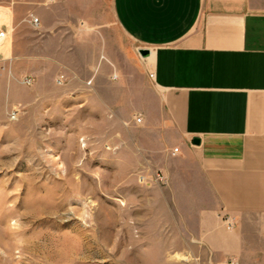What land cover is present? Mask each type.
<instances>
[{"label":"rangeland","instance_id":"374dc122","mask_svg":"<svg viewBox=\"0 0 264 264\" xmlns=\"http://www.w3.org/2000/svg\"><path fill=\"white\" fill-rule=\"evenodd\" d=\"M56 1L60 17V0H0L12 14H0V264H125L126 243L154 229L143 196L169 191L133 137L154 93L151 64L139 72L122 55L135 46L113 0H82L97 8L100 36L83 20L48 30Z\"/></svg>","mask_w":264,"mask_h":264},{"label":"crops","instance_id":"0c3cea01","mask_svg":"<svg viewBox=\"0 0 264 264\" xmlns=\"http://www.w3.org/2000/svg\"><path fill=\"white\" fill-rule=\"evenodd\" d=\"M60 3V17L57 1L44 9L48 30L83 20L101 35L97 8ZM112 12L135 46L122 55L139 72L151 64L154 93L133 137L142 168L169 189L131 211L156 219L148 240L126 243L125 264H264V0H113Z\"/></svg>","mask_w":264,"mask_h":264},{"label":"built area","instance_id":"2783aa9c","mask_svg":"<svg viewBox=\"0 0 264 264\" xmlns=\"http://www.w3.org/2000/svg\"><path fill=\"white\" fill-rule=\"evenodd\" d=\"M32 23L35 27H39L41 25L39 18H33ZM9 37V34L3 30H0V48L5 44L7 38ZM151 77L153 78L154 75L152 74ZM113 79H118V75L114 74ZM137 123L141 124L143 123V117H138L136 119ZM179 149H175V153H178ZM153 180L155 183L159 184H167V179L165 175L162 172H157L155 176L153 177ZM222 218L223 224L226 227L227 230L233 231L236 228V219L233 216L225 215Z\"/></svg>","mask_w":264,"mask_h":264},{"label":"water","instance_id":"95a60500","mask_svg":"<svg viewBox=\"0 0 264 264\" xmlns=\"http://www.w3.org/2000/svg\"><path fill=\"white\" fill-rule=\"evenodd\" d=\"M141 55H142L143 57H148V56L150 55V52L147 51V50H143V51H141Z\"/></svg>","mask_w":264,"mask_h":264}]
</instances>
